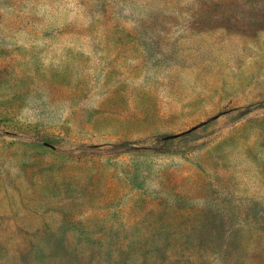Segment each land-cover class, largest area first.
<instances>
[{
    "label": "rangeland",
    "instance_id": "rangeland-1",
    "mask_svg": "<svg viewBox=\"0 0 264 264\" xmlns=\"http://www.w3.org/2000/svg\"><path fill=\"white\" fill-rule=\"evenodd\" d=\"M261 102L264 0H0V264H264Z\"/></svg>",
    "mask_w": 264,
    "mask_h": 264
},
{
    "label": "trees",
    "instance_id": "trees-1",
    "mask_svg": "<svg viewBox=\"0 0 264 264\" xmlns=\"http://www.w3.org/2000/svg\"><path fill=\"white\" fill-rule=\"evenodd\" d=\"M260 105L264 106V102H261ZM124 145H126V144H124Z\"/></svg>",
    "mask_w": 264,
    "mask_h": 264
}]
</instances>
